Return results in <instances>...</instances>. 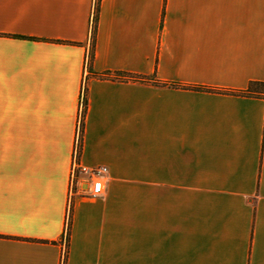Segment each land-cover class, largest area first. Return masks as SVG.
I'll return each instance as SVG.
<instances>
[{
  "label": "crops",
  "instance_id": "0c3cea01",
  "mask_svg": "<svg viewBox=\"0 0 264 264\" xmlns=\"http://www.w3.org/2000/svg\"><path fill=\"white\" fill-rule=\"evenodd\" d=\"M255 82L264 0H0V264H264Z\"/></svg>",
  "mask_w": 264,
  "mask_h": 264
},
{
  "label": "built area",
  "instance_id": "2783aa9c",
  "mask_svg": "<svg viewBox=\"0 0 264 264\" xmlns=\"http://www.w3.org/2000/svg\"><path fill=\"white\" fill-rule=\"evenodd\" d=\"M84 108V93L82 97V105H81V112ZM80 128H81V120L79 121V131L77 136V144L73 155V167L71 171V184H70V191L71 195L75 192L77 188V183L79 178L86 179V183L88 184L86 189H83L85 195L90 197H99L104 193V181L103 178L108 173V168L105 166L99 167H90L82 165L78 158L80 155ZM67 238V234H65Z\"/></svg>",
  "mask_w": 264,
  "mask_h": 264
},
{
  "label": "trees",
  "instance_id": "16d2710c",
  "mask_svg": "<svg viewBox=\"0 0 264 264\" xmlns=\"http://www.w3.org/2000/svg\"><path fill=\"white\" fill-rule=\"evenodd\" d=\"M98 11H99V5H96L95 7V14H94V19H93V27H92V33H91V39L94 42L95 36H96V31H97V21H98ZM94 59V45L91 48L90 54H89V64H90V69L92 72V62ZM101 77H107V78H121L125 80H138V81H151V78L149 77H144V76H138V75H133V74H126V73H117L114 76L109 75V73H103L100 75ZM171 86H176L175 84H171ZM238 94H243V95H249V96H261L264 94V83L262 82H255L252 83L247 90L243 92H239ZM86 105V100L84 102ZM83 136V128H81V139ZM70 229H71V216H69L68 223H67V228H66V234H67V241L69 242L70 238ZM66 255L63 260V264H66Z\"/></svg>",
  "mask_w": 264,
  "mask_h": 264
},
{
  "label": "rangeland",
  "instance_id": "374dc122",
  "mask_svg": "<svg viewBox=\"0 0 264 264\" xmlns=\"http://www.w3.org/2000/svg\"><path fill=\"white\" fill-rule=\"evenodd\" d=\"M80 139H81V128H80ZM87 187H85V189H86Z\"/></svg>",
  "mask_w": 264,
  "mask_h": 264
}]
</instances>
